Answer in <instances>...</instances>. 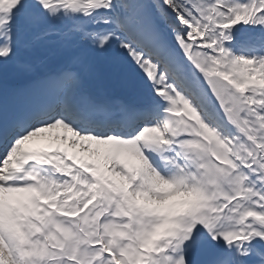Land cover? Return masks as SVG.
<instances>
[{
  "label": "bare ground",
  "instance_id": "6f19581e",
  "mask_svg": "<svg viewBox=\"0 0 264 264\" xmlns=\"http://www.w3.org/2000/svg\"><path fill=\"white\" fill-rule=\"evenodd\" d=\"M141 2L142 0H0V11H4L3 16L5 17L4 19H0V24L11 23V20L13 19V25H18L19 29L16 34L14 33V35L10 37V41L13 43L11 48L5 50V46H0V82L12 83L13 85H24L30 79H34L33 77L38 76V73L43 75L48 74L52 77V82L48 85L49 87H55L54 90H58L59 85L66 81L67 85L64 95L68 93V99L72 95L73 90L76 87L81 86V91H79L77 95H74L76 97V102H78L81 97L83 98L85 96H89L92 101L95 100L108 106L113 105L115 108H120L122 100L132 97L137 102L136 106L143 107L149 105L153 107L159 113V121L152 122L149 126L144 127L140 131L137 130L133 137L131 136L127 139L122 140L117 136L111 137V139H109L110 141L107 143L109 148H106V146L105 148L110 149L111 152L114 150L113 155L119 156L123 163L127 161V166L129 167L128 169L131 170L136 166L139 167L145 164L143 163L145 159L144 156L136 147V145L139 144L137 140L141 142L144 141V150L149 153L151 152V160L156 164L158 169H163L162 172L169 175L167 173L169 171L165 168H162L166 162L174 160L184 161V167L182 170L180 169L181 171L178 173V175L183 174L185 170H188L189 175L191 173L190 182H192L197 179L199 172L195 170L197 168L195 162H192L189 158L190 154L188 148H190V146L196 147V145H199L200 142L189 141L191 138H187V135L190 133L185 132L183 128L181 120L183 119L184 113L178 108L180 97L176 99L173 88L166 86L167 72L170 71L171 74L174 75V86H176L175 82L177 83L178 81L176 77L183 75L182 80L187 87L188 92L190 91L189 95H193L196 99H198L196 100L197 103L191 100V97H189V100L197 104L198 107L201 106L200 101L207 102L216 116V122L221 124L224 128L228 127L229 125L227 124L226 120L221 119L219 111L222 110L218 106V102H216V99L213 97V93L211 92L208 85L205 82L203 84L197 73H193L197 76H190L191 74H186L183 68L176 65L177 63L175 64V62L178 59L176 60V58H174L175 55L173 50L169 53L167 59L160 60V58L169 50V48L167 43H161L156 47L155 41L157 36H154L152 31L155 29L153 26L154 24L157 23L156 26H158V24L161 25V23L159 17L156 16V12H154L149 0H144L142 8L138 10V7L141 6ZM156 2L159 4L160 8L167 11L168 17L173 16V12L169 9L170 6L165 0H156ZM261 2L264 4V0ZM210 3L211 7L213 8L218 6L214 0H212ZM250 3L255 5L256 0H251L248 4ZM221 4L224 5L223 3ZM126 6L127 10H124L123 7ZM171 6H174V4ZM135 7L136 9L138 8V11L136 9L133 11ZM233 7H235V3L232 2L228 8L230 9ZM244 8H247V5H245ZM235 9L236 7L233 8L232 11ZM226 11L229 10L226 9ZM202 12L204 13V11ZM153 16H155L156 21L158 20V22L155 21ZM96 19L98 20L96 21ZM26 20L31 23L30 26L27 24L28 22ZM231 20H234V18L231 17ZM248 21L249 18L243 22L245 23ZM255 22L256 21H254V24ZM143 24H145V26L147 25V32H145V29L144 31L140 29V26ZM235 25H241V20L235 22L231 29H197L196 27H190V29L195 30L194 35L206 38L208 41L206 48L213 50L211 51L209 49L211 54L205 56V59L208 63L211 62L212 56H214L215 59H220L227 57V55L232 52L234 55H236V57L229 58V61L226 64L218 66L225 70L224 73H228L229 71L234 74L238 73V78L243 77L245 82L248 83L260 81L264 83V75L259 73L260 69L256 65L251 64L250 61L247 60L245 56H243L244 53H240L241 51L239 52L238 47H233L232 45L234 44H226V36H231L232 38L230 33L233 34L232 31L234 30ZM258 25L260 29L257 26L255 27L259 30H262V33H264V18L263 22L258 21ZM182 27V30L184 31V25ZM80 29L88 31L90 35L83 36ZM53 30H57L56 34H53ZM213 30H217L218 37L222 44L217 40L216 37L209 34V31ZM224 31L227 32L226 36L221 35V33ZM60 32H63L64 35L62 36ZM118 33L123 34L125 39L119 36ZM95 36L97 37V44L93 46V41L95 40L94 38H96ZM109 38L110 45L103 48L101 46L102 40H108ZM4 39L8 41L5 37ZM198 41L201 42V40ZM114 43L115 46L113 49H111V44L113 45ZM217 44L220 46V48L216 46ZM27 45H30L31 48L25 47ZM123 46H127L129 48V58L132 64L136 66V71L132 74H128L125 62L119 58V50ZM248 46L250 48H246L245 50L247 51L253 47L251 44ZM146 51L149 52V56L150 54H155L153 56L154 59H149L148 57L144 56ZM26 53H28V55H26ZM5 56H8L9 60L7 62H2ZM87 57L89 60L84 66L85 70L79 74H83L82 78L80 80H75L70 74L69 70L71 68L78 67V71H81L83 68L80 69L79 65ZM172 59H175L176 61L173 62ZM233 60L234 62H232ZM178 63L180 62L178 61ZM159 65L165 66V69L158 70ZM110 68L111 71H114L116 75L122 78V81L117 86L113 84L111 85L108 76L106 75ZM55 69L60 72V78L57 75L58 72H55ZM63 71L65 73H62ZM93 71H99L102 74L99 80H91L89 78ZM216 73L222 74L224 78H231L228 75L224 76V73L222 72ZM150 77L153 78V83L151 84H149L148 81ZM202 84L204 86L203 88L205 92L202 89ZM163 88H165L167 92L164 91ZM247 88L249 93L253 94L251 87L247 86ZM180 93L182 94V92ZM109 99L111 103H108ZM164 101H167L166 104L163 103ZM87 107L89 109L93 108L91 101ZM215 108H217L218 111ZM165 111L170 112L164 113ZM263 112L261 115H264ZM80 122L81 120L67 117L66 120L58 119L52 124L45 123L39 125L38 127H32L16 142L11 141L8 144L6 151L12 149L13 155L10 159H5V165L10 167L22 166L24 159H30L31 162L36 161V153L31 156H26V152L29 154L30 152L34 151L35 148H52L57 154V149L54 147H58L56 145H60L63 147L60 148L64 151L67 157L71 158L80 168H84L85 172L93 175L95 179V185L100 183L104 190H108V187L105 186L108 184L112 186H126L121 182L122 178L115 174L114 168L111 164L105 160L98 162L101 155L98 157L99 159L91 157L97 142L102 140L104 141V138L103 136L99 135L82 133L80 129L86 127L82 126ZM71 124H74L75 127L80 129L77 130L73 128ZM262 124L264 125V122L261 123L260 126H262ZM59 127L61 129H59ZM117 131L119 130L117 129ZM121 133H124V131H121ZM65 134L68 135L67 137L69 142L59 140ZM159 134L165 137L163 142L164 144L162 145H160L161 141L157 140V135L159 136ZM183 136L184 138H182ZM179 137L181 138L178 141L179 144L184 145L186 142H188L186 147H180L177 142ZM158 141H160V144ZM228 142L234 143V137H231ZM100 143L104 145L103 142ZM262 145H264V143ZM130 148L134 149V151L131 149L134 154L132 152L131 154L128 151ZM171 149L174 152L172 151L171 153ZM136 151L139 153H136ZM161 151H164V156L160 154ZM90 152H92L91 156ZM139 154H141L143 157H141V155L139 156ZM167 156H169V158L165 160L164 158ZM135 157H137L136 159L138 160H136ZM58 159L59 161L63 160V162H66V159L62 156H58ZM156 161L159 164L161 163V165L157 164ZM88 162L91 165L95 164V167L90 165V169L87 168ZM145 173L143 174L145 175ZM18 174L19 175L16 177H18L19 182L16 186H28L31 184L28 178V172L24 171V169H21ZM173 174L176 175V173ZM179 178L183 181L180 176ZM179 178L173 181L167 180L168 182L164 185H162L164 180L161 181L160 191L164 192L162 191V188L168 191L169 194L166 195H169V197L167 199H153L148 203L145 202V200H143L139 195L131 192L130 189L129 191H126V188V193L124 196L129 202H132L135 206H138V210L151 208L162 211V214L166 218L183 217V215L188 212V210L193 208V201L195 198L193 195L196 194L197 197L202 198L205 196L204 193L206 191L199 192L194 189H192V191L190 189L180 190L181 185ZM198 178L201 180V176ZM8 179L9 177L5 173L1 174L0 222L2 225H5L4 233L5 231L7 232L8 229H16V227L13 225H19L15 220H13L16 215L11 214L9 208L13 206L20 209L22 205L26 207H29V205L35 206V198L37 196L41 197L42 200H45L44 197H42V193L44 192L42 185L34 188L35 192L31 195L30 191L33 189L30 187H8ZM172 184H175L176 187H174ZM175 188L178 189L176 190V193L172 192V190ZM189 190L190 192L188 193ZM69 191L72 192V190ZM57 194L58 193H56V195ZM11 196H14L15 198L12 199ZM151 197L152 195H149L148 198ZM17 198H22V204H19L20 202ZM178 201L186 202L180 203ZM8 220H11L9 225H7ZM0 254H4L6 257H8L7 253L2 248V241H0ZM0 257L3 259L5 264L11 263L10 259L8 263L1 255ZM228 260L231 261L232 258H228ZM226 263L227 262L219 260L210 264ZM240 264L242 263L240 262ZM253 264L264 263H262V261H257L253 262Z\"/></svg>",
  "mask_w": 264,
  "mask_h": 264
},
{
  "label": "rangeland",
  "instance_id": "374dc122",
  "mask_svg": "<svg viewBox=\"0 0 264 264\" xmlns=\"http://www.w3.org/2000/svg\"><path fill=\"white\" fill-rule=\"evenodd\" d=\"M165 1L168 2V3L167 2L166 3L170 6L169 9L171 11H172L171 5L174 3L176 5L175 6L176 9L174 8L173 11H176V12L178 11L179 6L181 8L180 10L187 12L188 11V4H190V2H195V0H165ZM261 1L262 0H256L255 5L251 4V3L250 4L247 3L246 4L247 8H244L245 5H243V7L235 6L236 9L232 11V9L235 7L230 8V9L228 7L231 5L233 0H226V1L225 0H220V1L214 0V2L219 6V7L217 6L216 8L211 7V3L208 2V0H196V2L194 3L193 6L196 9H198V11H200V15H199L198 19L202 22L208 23L207 16L210 15V17L212 18L211 23H208L207 25L200 24L197 21V19H195L196 18L195 17L196 10L193 7H192V11H190V16L189 17L186 16L185 19L186 20L192 19V22H190L189 24H191V27H196L197 29L198 28H218L221 30L231 29L232 25L235 22H237L238 20H241V25H235L234 30L232 31L233 33H236L237 31L244 28L248 24H253L254 21H256L254 26H257L260 29V27L258 25V21L263 22V18H264V17L262 18V16L259 13V11H261V10L264 12V4H262ZM143 2H144V0H142V2L140 4L141 6H139V7L137 6L139 8V9L137 8L138 10H140L142 8ZM225 2H227V3H225ZM170 3H172V4L170 5ZM221 3H223L224 5H222ZM154 7H156L155 4H154ZM125 9H126V7H125ZM135 9H136V7L134 8L133 11H135ZM160 9H162V8H160ZM226 9H228L229 11H226ZM202 11H204V13ZM155 14H156V16L159 17V15L157 13H155ZM181 15L184 16V13L182 12ZM153 17L156 21L155 16H153ZM231 17H233L234 20H231ZM247 18H249V21L244 23L243 21H245ZM251 20H253L252 23H251ZM156 22H158V20ZM101 24H104V23H101ZM101 24H100V26H101ZM156 25H157V23L153 25L155 29L152 31L154 36H157V39L155 41L156 47L158 45H160L161 43H167V46L169 49H170L169 45H171L172 48L176 49V51L173 50L174 55H175L174 58H176V60L177 59L178 60L177 61L175 59H172V60H173V62L176 61L175 64L177 63L176 65L183 68L185 70L186 74H191L190 76H192V75L197 76L198 75V74L197 75L193 74V72L192 73L187 72V69L194 71V68H195L194 65H196L202 71H205V73H207L206 75L208 76L209 86L214 91L213 97L215 98V95H216L219 102H220V100L223 102V99L226 100V105H227V108L229 110L228 115L232 120V124L234 125V128H235L236 132L238 133V136H240L244 133V136L246 138L245 141L247 143L249 141L254 142V139H256L259 135H264V132L260 131V128L264 127V125L262 124V126H259L263 122H259V125H258L253 120V117L255 116L256 112H252L249 108V110L252 112V116H251L248 113V109H246V107H248V106H253L254 104H255L254 106H256V105H260L262 103V99H260V97H264V83H262L261 81L248 83V82H245V79L243 77L238 78V73L234 74V73H231L230 71L228 73H224L225 70L222 69V67H218V66H222L225 63L224 58L219 60L218 58L215 59L214 56H212L211 62L208 63L207 60L205 59V56L206 55L208 56L209 54H211L210 50L211 51H213V50L210 48H209L210 50L208 48H206V46L208 44V41L206 40V38H202V37L195 35V37L192 40H188L185 36H182L180 34L181 39H178L166 31H164V36H165V38H164L163 35H159V34H162V30L159 26H156ZM192 25H194V26H192ZM184 27L186 28V25H184ZM140 29H142L143 31L145 29V32H147V30H148L147 25L145 26V24L141 25ZM251 30L247 31V29H246L248 35L251 34ZM154 31H155V33H154ZM213 31L217 32V30H213ZM257 34H260L258 30H257ZM185 35H186V33H185ZM158 37H159V39H158ZM196 38H197V40H196ZM198 38H200V39H198ZM226 39H227L226 44L232 45L230 43L231 36H226ZM157 40H158V42H157ZM195 40H196V44H195ZM198 40H201V42H199ZM200 43H202V44H200ZM196 45H198V46L203 45V46L197 47ZM216 46L218 48H220V46L218 44ZM232 46L234 47V45H232ZM198 50H200L201 53L197 52ZM176 54L178 57L176 56ZM243 56H245V58L247 60H249L245 54H243ZM88 60H89V58L87 57L80 63V65H79L80 69H82L85 66V64ZM178 61L179 62L181 61L185 67L184 66L182 67L181 62L178 63ZM249 61L251 64L256 65L260 69L259 73H262L264 75V71L261 69L260 65L254 64L251 60H249ZM232 62H234V60ZM90 63H91V61H90ZM216 72H222V73H224L223 74L224 76L228 75L231 78H224L222 76V74L216 73ZM101 75L102 74L99 71H95V72L93 71V73L90 74L89 78L91 80H94V79L99 80ZM106 75L108 76V79H109L111 85L113 84V85L117 86L122 81V78L120 76L116 75V73L114 71H111V68H110L109 72L106 73ZM199 79L204 84V81L200 77H199ZM242 83H244V84H242ZM203 84H202V89L204 91ZM247 86L251 87V90L253 91V94H250L252 96L251 100L253 101V103L252 102H250V103L243 102L244 100L242 97L244 95H247L245 93L247 91L246 89H248ZM183 95H185V94H183ZM189 101L191 104L194 103L191 100H189ZM240 109H242V110H240ZM263 114H264V112H263ZM261 116L263 117L264 115H261ZM186 119L188 122L185 121L183 126L186 129H188V128L190 129L189 130L190 134L193 132L197 133L196 128L192 124V123H196V117L192 113H188V115H186ZM259 119L261 121H264L263 118H259ZM54 121L55 120H53L52 122H54ZM202 132L206 136V139H208L209 142L205 146L202 145L203 147H201V148H203V149H201V153L205 156L204 159L207 160V165H205L206 166V172H204L205 171L204 164L203 165L201 164L199 166L201 169L203 168L202 170H204L201 172V174H202L201 175V181L205 184L204 180H205V174H206V178L208 177V184L210 186L209 188L212 191L211 192L212 198H213V196H216L219 198H223L225 200H229V198L226 197L228 195L221 188V181L227 180L228 178L231 179V177H232L231 174L233 173L232 170H234V173L237 174V170H238L237 164H243V165L248 166L249 171H251L253 169V164H248L247 161H245L244 163H240V162L235 161V160L221 164V162H219L218 160L212 159L211 150L214 152L215 156H216V153L222 154V152H224L226 150L225 147H230L229 148L230 151L232 149H234V150L240 149V150H242L243 154H245V153H249L247 149L252 148V146L250 144H246V143H242V142H239L240 144H234L233 142L232 143H230V142L224 143V142H221L220 140L216 139L215 137H211L210 133L208 134L206 131H203V130H202ZM67 136L68 135L65 134L59 140L64 141V142H69V139ZM159 137H161V138H159ZM263 138H264L263 136H260L255 141L258 144L262 145L264 143ZM229 139L230 138H228L227 141H229ZM157 140H160L161 144H160V141H158V143L160 145H162V144H164L163 142L165 140V137L159 134V136L157 135ZM108 141H110V140L107 137L104 139V141L103 140L100 141V142H103L104 145L100 142H97V145L99 147L95 144L96 145L94 148L95 150L92 149V150H94V152H93L92 156H91L92 152H90V156L92 158H97V159L100 158V160H98V162L105 160L106 162H108L112 166L119 164L120 167L125 168L124 165H126V164L128 165V162L126 161L125 163H123V161L121 160V158L119 156L113 155L114 150H112V152H113L112 153L110 149H106V148H109L108 144H107ZM56 146H60V145H56ZM105 146H106V148H105ZM61 148H63V147H61ZM131 149L132 148L128 149V151L130 153L132 152V150L134 151V149H132V150ZM98 151H99V153H98ZM172 151L173 150L171 149V153H172ZM102 152H103V154H102ZM106 153H107V155H106ZM132 153L134 154V152H132ZM136 153H139V152L136 151ZM160 154L163 155L164 151H161ZM88 155H89V153H88ZM140 155L141 154H139V156ZM209 155H211V157ZM113 156H115V157H113ZM141 157H143V156L141 155ZM101 158H102V160H101ZM136 158L137 157H135V159ZM168 158H169V156L165 157L164 159L167 160ZM263 158H264L263 156H256L255 161H254L255 165L261 171L262 177H264V163L262 161ZM140 159H142V158H140ZM136 160H138V159H136ZM145 161H147V160H145ZM156 163H157V161H156ZM177 163L180 167V163L179 162H177ZM157 164H159V163H157ZM159 165H161V163ZM171 168H173V169H171ZM171 168H170V171L175 170L177 168L176 163H172ZM134 169L139 170V173H140L139 178L141 179L142 182H145L146 181L145 178L147 177L150 180L151 185L156 187L159 183V190L161 189L160 184H161V181H163V179L160 180V182H159L157 177L160 175L157 174L155 171L153 172L150 167H148L147 165L144 164L143 166H139V167L136 166ZM180 169H181V167H180ZM143 173H145V175ZM240 174L241 173H239L238 175H240ZM148 175H150V176H148ZM155 176H157V177H155ZM199 176H200V174H199ZM143 177H145V178H143ZM198 177H197V179H199ZM258 178L259 177H256V179H258ZM244 179L245 178H242V179L233 178L230 180V183L235 188V194L241 195V194L245 193L246 197H250V195L255 194L254 189L252 186H246L247 182L244 181ZM154 182H155V184H154ZM167 182H168L167 180L163 181L162 185L166 184ZM183 182H185V181L183 180ZM180 185H181V183H180ZM105 186L108 187V190L112 189V185L108 184ZM99 188H100V191H99L100 193H99L98 199L100 198L102 200V202L104 203V208L106 211H110V209H111V211H113L114 205L112 202L110 203V200H109L110 198H112L111 195H104V194H107V191L103 189L101 184L99 185ZM125 188H126V191H129V188L127 186L113 185L114 191L121 193L123 196L126 193ZM176 190H178V189L175 188L172 190V192L176 193ZM190 190L192 191V189H190ZM190 190L188 191V193L190 192ZM162 191H164V192H161V194L164 195L163 197L161 195L156 197L157 193L155 191L153 193L155 195V197L148 198V197H144V196H140V195L139 196L143 200H145V202H148V203L151 202V200H153V199H157V200L159 198H160V200L167 199L169 197V195H166V194H169L168 191L166 189L164 190V188H162ZM182 192H184V191H182ZM204 195L206 196V192L204 193ZM193 196H195L194 201H193L194 202L193 208L188 210L189 213L186 212L183 215L184 218L181 216V217H178L177 220L165 219L163 217H159L156 213L151 214V216H148L149 214H147V213H148L149 209H147V210L145 209V211H143V210H137V209L128 207V211L131 215L130 220H131L132 225H131L130 229H123L124 232H122L121 235L123 237H126V235L128 236V239H129L128 242H130L129 243L130 247L134 244H136L137 246L141 245L142 246L141 249H143V251L146 252L147 255H146V260H144L141 253H139L136 249H132L130 251V255L127 254L123 258V260L125 262H127L128 264H138V263L139 264H153V262L149 260V257L152 254L155 255V257H157V255L160 253V250L166 249V247L170 246V247H172V249H173V247H177V250H175V251H177L179 254L181 251H184V254L183 253L180 254L181 256H179V258L176 260L174 259L173 261H175V262H171V264H210L211 262H210V258H208L207 250L212 244L217 243V242H220V243L225 245V248H224V251L221 255V258L223 260L228 259V257H229L228 251H230V250L236 251L237 247H238L234 243V240L238 237L236 235V232L234 231V228L236 226H238L239 221L242 222L241 231H242L243 238L246 235L250 236L251 234H254L253 237H251L250 239L257 242L259 245L264 244V229L257 230V229H254L250 224H247L249 217L251 215L255 214L256 212L254 211V209L252 207L251 208H248V207L241 208L242 206H244L245 202H243L241 204V206H239V208H235L236 204H233L232 208H223L222 204H220V206L217 208H213V207L209 206L210 200L207 197L203 196L202 198H200V197H197L196 194ZM11 197H12V199L15 198L14 196H11ZM17 199L19 202H21L22 198H17ZM100 199H99V201L101 203ZM232 199H235V197L233 196ZM198 200H202V201H198ZM178 202L185 203L186 201H178ZM257 204H258V202H255V205H257ZM49 205L51 206L52 204L49 203ZM29 207H36V206L29 205ZM45 207L47 209L42 211V213L38 214L40 216V219L43 215H46L49 218L51 228L57 226L58 224L56 222H54L53 220H50V218L55 217L56 214L52 213V211H49L48 206H45ZM38 209H40L39 205H38ZM56 211L58 213H60V212L70 213L71 208H69L68 205L67 206L58 205V209ZM204 211H208L212 215V219L214 220L213 222L210 223V220H208L202 214V213H204ZM254 216H256V215H254ZM143 217L147 218L146 221L144 220ZM179 218H182V219H179ZM144 221L146 222V224L144 223ZM10 222H11V220H8L7 225H9ZM16 223L21 225L20 222L16 221ZM22 225H33V223L22 224ZM166 225H171V226L177 228V230L175 232V235L177 237L174 238L172 241H168V240L166 241V239L163 240V239H161V237L158 234V231L160 229L164 228ZM13 226H15V225H13ZM155 231H157L158 237L151 239L153 237V233ZM5 234H6V231H5ZM69 243H70V240L67 239V244H69ZM153 243H155V245L158 247L156 252H155V250H152L150 248V245ZM68 249H70V248H68ZM27 250H28L29 254L33 257H34V255H42V251H40V250H35L34 252H32L29 249H27ZM115 252H117V254H119V255L124 254L123 250L118 249V248L115 249ZM245 253L248 256H252V254L250 252L246 251V248H245ZM141 256H142V258H140ZM169 258L172 259L170 256H168L167 259H169ZM120 261H121V259H120ZM217 261H219V260H215L214 262H217ZM214 262H212V263H214Z\"/></svg>",
  "mask_w": 264,
  "mask_h": 264
},
{
  "label": "water",
  "instance_id": "95a60500",
  "mask_svg": "<svg viewBox=\"0 0 264 264\" xmlns=\"http://www.w3.org/2000/svg\"><path fill=\"white\" fill-rule=\"evenodd\" d=\"M121 56H123L129 62V59H128L127 55H126V51H123ZM219 250H220V246L217 245V246H215L214 248L211 249V254L216 255L219 252Z\"/></svg>",
  "mask_w": 264,
  "mask_h": 264
}]
</instances>
